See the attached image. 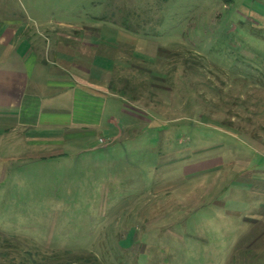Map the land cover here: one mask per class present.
<instances>
[{
  "label": "rangeland",
  "instance_id": "rangeland-1",
  "mask_svg": "<svg viewBox=\"0 0 264 264\" xmlns=\"http://www.w3.org/2000/svg\"><path fill=\"white\" fill-rule=\"evenodd\" d=\"M83 22L110 110L95 137H0V264H264L262 25L223 0H0L40 59Z\"/></svg>",
  "mask_w": 264,
  "mask_h": 264
},
{
  "label": "crops",
  "instance_id": "crops-1",
  "mask_svg": "<svg viewBox=\"0 0 264 264\" xmlns=\"http://www.w3.org/2000/svg\"><path fill=\"white\" fill-rule=\"evenodd\" d=\"M230 4L237 16L264 28V0ZM9 24L0 29V137L18 130L19 137L34 147L95 137L110 109L109 91L92 80L107 84L111 74L96 63V28L86 22L68 25L60 32L68 47L62 43L52 59H40L32 48L19 43L23 26Z\"/></svg>",
  "mask_w": 264,
  "mask_h": 264
},
{
  "label": "trees",
  "instance_id": "trees-1",
  "mask_svg": "<svg viewBox=\"0 0 264 264\" xmlns=\"http://www.w3.org/2000/svg\"><path fill=\"white\" fill-rule=\"evenodd\" d=\"M225 3H230L231 0H223Z\"/></svg>",
  "mask_w": 264,
  "mask_h": 264
}]
</instances>
